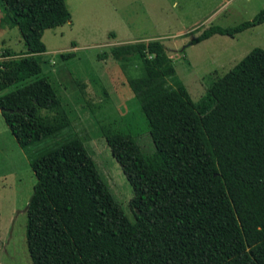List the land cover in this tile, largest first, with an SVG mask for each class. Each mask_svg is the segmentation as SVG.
<instances>
[{
	"label": "trees",
	"instance_id": "16d2710c",
	"mask_svg": "<svg viewBox=\"0 0 264 264\" xmlns=\"http://www.w3.org/2000/svg\"><path fill=\"white\" fill-rule=\"evenodd\" d=\"M0 13V27H17L25 44L0 55V92L14 86L0 93V113L33 153L32 264H264V48L213 80L198 102L158 38L111 48L123 67L138 64L127 83L153 143L146 152L131 133L100 126L132 186L130 219L44 70L42 36L70 20L65 0H0ZM263 22L264 9L232 26L209 25L189 44Z\"/></svg>",
	"mask_w": 264,
	"mask_h": 264
},
{
	"label": "rangeland",
	"instance_id": "374dc122",
	"mask_svg": "<svg viewBox=\"0 0 264 264\" xmlns=\"http://www.w3.org/2000/svg\"><path fill=\"white\" fill-rule=\"evenodd\" d=\"M65 3L70 20L46 29L42 36L44 70L114 199L132 219V186L112 156L100 126L131 133L146 152L153 150V143L148 121L127 83L128 76L139 73L138 64L123 67L111 56V48L123 42L158 38L178 77L198 102L213 80L254 47L264 48V22L234 37L216 34L195 44H189L190 40L209 25L226 27L251 19L264 9V0ZM5 48L25 50L17 27H0V55ZM69 51L74 55L62 60L59 54ZM103 53L106 56L100 58ZM79 83L84 84L86 94L81 93ZM32 158V151L16 143L0 113V264H32L25 238L27 205L36 183Z\"/></svg>",
	"mask_w": 264,
	"mask_h": 264
},
{
	"label": "crops",
	"instance_id": "0c3cea01",
	"mask_svg": "<svg viewBox=\"0 0 264 264\" xmlns=\"http://www.w3.org/2000/svg\"><path fill=\"white\" fill-rule=\"evenodd\" d=\"M214 35H216V34H214ZM214 35H212V36H214ZM212 36H211V37H212ZM209 38H210V37H209ZM205 40H206V39H205Z\"/></svg>",
	"mask_w": 264,
	"mask_h": 264
}]
</instances>
